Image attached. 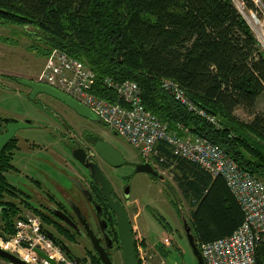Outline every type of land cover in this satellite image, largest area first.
<instances>
[{
	"label": "trees",
	"instance_id": "trees-1",
	"mask_svg": "<svg viewBox=\"0 0 264 264\" xmlns=\"http://www.w3.org/2000/svg\"><path fill=\"white\" fill-rule=\"evenodd\" d=\"M246 4L255 8L250 0ZM0 22L29 27L42 55L57 49L89 67L91 92L104 100L117 101L105 77L136 82L145 109L168 130L207 139L264 181V112L257 109L264 94V52L230 0H0ZM165 80L216 124L175 100L164 89ZM238 109L249 118H240ZM17 148L12 139L0 158V234L6 237L22 208L41 214L4 175L13 169ZM149 162L172 173L198 247L231 235L243 223L244 212L222 176L159 141ZM157 247L166 257L168 249ZM90 259L102 264L96 256Z\"/></svg>",
	"mask_w": 264,
	"mask_h": 264
},
{
	"label": "built area",
	"instance_id": "built-area-1",
	"mask_svg": "<svg viewBox=\"0 0 264 264\" xmlns=\"http://www.w3.org/2000/svg\"><path fill=\"white\" fill-rule=\"evenodd\" d=\"M255 32V38L264 52V5L261 0H250L255 8L247 7L246 0H231ZM261 13V15L258 13ZM46 85L88 107L100 121L124 137L149 162L156 142L166 143L174 154L185 158L212 176L225 178L229 189L244 212L243 223L229 236L200 244L205 264H264V182L241 169L218 145L199 136H180L168 130L141 99L136 82H116L105 77L104 85L117 95L115 103L96 97L91 92L94 73L78 60L53 49L38 77ZM163 87L175 100L216 124L215 117L193 104L184 91L170 81ZM137 232V230H136ZM140 264H167L156 252L149 251L145 238L137 232ZM164 243V242H163ZM143 244V245H142ZM0 248L16 254L30 264H51L34 249L46 253L56 264H77L67 258L40 229L38 219L26 214L17 217L14 232L10 236L0 234ZM159 260L154 262L156 257ZM0 264H11L1 260Z\"/></svg>",
	"mask_w": 264,
	"mask_h": 264
},
{
	"label": "rangeland",
	"instance_id": "rangeland-1",
	"mask_svg": "<svg viewBox=\"0 0 264 264\" xmlns=\"http://www.w3.org/2000/svg\"><path fill=\"white\" fill-rule=\"evenodd\" d=\"M35 46L36 42L32 39L29 27L24 28L0 22V117L14 119L18 122L30 120L35 125L21 128L16 132L19 149L12 163L17 171L6 173V177L11 185L22 191V197L27 195L28 201L34 205L36 204L34 202L35 191L41 195L49 192L60 199L52 184L60 182L67 190L71 184L68 175L57 171V167L66 166L65 163L57 160L55 153L60 152L66 158L69 156L64 153L66 150L61 149V144L54 141L53 134L56 130L43 128V126L49 123L48 118L55 122H61V119H64L71 125L73 117L80 121L79 116L70 112L64 107L65 105L49 95L38 94L34 99L30 98L28 87L18 84L12 78L15 74L21 76L37 74L39 77L51 51L44 56ZM257 108L264 112V94L257 102ZM236 114L242 119L249 118L242 109H238ZM83 120L88 126H93L98 134L127 161H139L140 157L136 149L125 138L115 134L102 122ZM32 147L34 149H31ZM53 158L58 161V166L53 165L54 168L48 162L50 159L53 161ZM152 165L164 176L165 180L154 179L142 172L136 173L132 164H125L114 170V176L116 173L119 176L130 175L128 179L129 197L137 202L139 208V213L134 218L133 206H130V203L127 204L130 215H132V223L138 224L148 242L152 244L164 242L162 244L168 249V254L164 259L167 264H196L181 224L183 217H189V207L182 199L169 169ZM119 176L118 178L121 179L122 176ZM35 181H39L41 187H36ZM112 181L119 186L122 185V181ZM30 213L29 210L22 208L21 215ZM163 223L168 226L170 232L164 229ZM170 242L175 243L177 247H172ZM157 260H159L158 256L154 262ZM117 264H121V260Z\"/></svg>",
	"mask_w": 264,
	"mask_h": 264
},
{
	"label": "flooded vegetation",
	"instance_id": "flooded-vegetation-1",
	"mask_svg": "<svg viewBox=\"0 0 264 264\" xmlns=\"http://www.w3.org/2000/svg\"><path fill=\"white\" fill-rule=\"evenodd\" d=\"M12 78L20 85H24V84L20 83L18 81L19 79L30 80L41 84H45L44 82H42V80L38 78V76L25 77L15 74L12 75ZM28 89H29L28 93L30 95V98L32 99H34L35 96L38 94H44V93H38L31 97L32 89L29 87ZM56 100L59 101L61 104L65 105L64 107H66L70 112L74 113L80 118L79 121L73 117L72 125L66 122L64 119H61L62 120L61 122L58 121L55 122L51 118H48L49 123H47L46 126H43V128H50L52 130H56L55 131L56 133L53 134L54 141L57 142L58 144H61V149L66 150V152L64 153L66 155L68 154L69 156V158H66L64 154H61L60 152L59 154L54 152L57 155L56 156L57 160L65 163L64 165L66 166V167H57V171H59L62 174H66V176L68 175V179L71 184L68 190L65 189V187L60 182H55L52 184L57 194L60 196V199H57L53 194H50L49 192H45V195H41L40 193H37L35 191L34 202L36 204L34 205L32 204V202L30 203L35 208H37L41 214L39 215L31 211L30 214L38 219L41 231L56 246L59 247L60 251L67 258L74 260L71 257V255H74L80 257L81 262H83L84 264H93L90 259V256H96L98 258L97 253L93 249L90 238L88 236V235L90 236L93 235V237L96 238V240L99 242L100 246L104 248V250L108 254L113 264H117L120 260H121V264H124L122 259L121 242L119 239V234L116 226L117 216L109 209L107 202L102 195V188L100 182L93 180L91 177L90 169L86 168L84 164H81L72 155V152L74 150L82 149L83 152L86 154V159L90 163H94L98 167L99 171L106 177V179L110 183L112 188L110 195L113 198V200L119 201L124 206L127 212L132 230L134 248L138 263V245L135 236L137 232H140L142 235L143 233L140 230L137 223H132L131 216L133 215V217L136 218L139 213V208L137 202L131 200L129 197L130 192L128 190V184H129L128 179H130V175H121L122 176L121 177L116 173V176H114V170H116V168H119L122 165L132 164L134 171L136 172L135 170L136 166L138 164L147 161L136 150L140 157L139 161L137 162L127 161L123 156L122 157L124 162L120 166H111L110 164L105 162L95 152L94 145L96 142L99 141H103L106 143L108 142L105 141V139H103L100 134H98L97 130L94 129L93 126H88L85 123L83 119H87V118L81 116L74 109H72L65 103L61 102L60 100L58 99ZM13 121L15 120L0 117V135L6 131V125ZM28 121L30 122L31 127L35 126L32 124L30 120ZM77 131H79V133H77ZM15 134L12 139L17 140V146H18V139L16 138ZM33 147L31 149H34ZM112 148L114 147L112 146ZM18 149L19 146L12 155L11 165L13 166V169L5 172L4 173L5 177H6V173L17 171L12 161ZM46 151H48L47 148ZM57 160L53 158V161L51 159L50 161L48 160L47 161L50 162L51 166L53 167V165L58 166ZM136 173H140V172H136ZM109 175L112 178L109 177ZM118 176L121 177V179H119ZM115 179L117 181L118 180L122 181L121 183L122 185L119 186L118 184L113 183L112 180L116 182ZM35 183L37 185L36 187L38 188L41 187V183L39 181H35ZM128 203H130V206L131 205L133 206L134 213L132 215H130L131 213L128 208L129 206L127 205ZM98 206L101 208V217L98 216V212H99ZM181 224H182L184 237L186 238L182 221ZM47 232L50 233L54 239H51ZM144 238L146 241L144 246H146V248H148L149 251L151 252L159 253V249L157 245L162 244L163 242L162 243L158 242L155 245L150 246L145 236ZM58 242L62 243L65 248L61 246ZM114 261H116L117 263H115Z\"/></svg>",
	"mask_w": 264,
	"mask_h": 264
},
{
	"label": "water",
	"instance_id": "water-1",
	"mask_svg": "<svg viewBox=\"0 0 264 264\" xmlns=\"http://www.w3.org/2000/svg\"><path fill=\"white\" fill-rule=\"evenodd\" d=\"M119 58V55H118ZM20 83L28 86L32 89L31 97L38 93H44L48 94L61 102L65 103L72 109H74L78 114L81 116L96 122H101L99 117L96 116L93 112H91L87 107L76 101L75 99L66 96L65 94L61 93L60 91L56 90L53 87H50L45 84H41L38 82L30 81V80H24L19 79ZM31 127L30 122L24 121V122H10L6 125V131L0 135V157L2 150L6 147L7 143L13 138L15 132L21 128H27ZM95 152L108 164L111 166H120L124 160L122 155L116 151L112 146L106 142L99 141L96 142L94 145ZM73 157L79 161L81 164H84V166L88 169H90L91 177L95 181H99L102 188V195L105 198L107 205L109 209L116 214V226L117 231L119 234V239L121 242V250H122V259L124 264H138L137 258H136V252L134 248V241H133V235L132 230L129 222V218L127 215V212L124 208V206L119 202L113 200L111 197V185L106 179V177L99 171L98 167L94 163H90L86 159V154L83 152L82 149L74 150L72 152ZM136 172H142L154 179L158 180H165L164 176L160 174L150 162H144L141 164H138L135 168ZM99 212L98 216L101 217V208L98 206ZM183 228L184 232L186 234L187 241L189 243V246L191 248V251L196 259V264H205L204 259L200 253V250L197 245V241L194 238L192 232H191V226L188 223L187 218H182ZM48 233V232H47ZM49 237L51 239H54L53 236L48 233ZM92 244L93 249L96 251L98 258L100 259L102 264H113L111 259L109 258L108 254L102 248L99 244V242L96 240V238L90 235H88ZM61 246H63L62 243L58 242ZM64 247V246H63ZM65 248V247H64ZM34 251L49 261L51 264H56L53 259H51L46 253L39 249H34ZM71 257L74 259L75 262L79 264H84L81 262V258L71 255ZM0 259L6 262H9L11 264H30L26 262L25 260L18 257L16 254L7 251L5 249L0 248Z\"/></svg>",
	"mask_w": 264,
	"mask_h": 264
},
{
	"label": "bare ground",
	"instance_id": "bare-ground-1",
	"mask_svg": "<svg viewBox=\"0 0 264 264\" xmlns=\"http://www.w3.org/2000/svg\"><path fill=\"white\" fill-rule=\"evenodd\" d=\"M231 1V0H230ZM232 2V1H231ZM232 4H233V2H232ZM234 5V4H233ZM235 6V5H234ZM236 8V7H235ZM237 9V8H236ZM238 10V9H237ZM239 12V11H238ZM240 13V12H239ZM260 15H261V13L260 12H258ZM240 15L243 17V19L246 21V23L248 24V22H247V18L245 19V17H246V15H242L241 13H240ZM248 26H249V24H248ZM249 28H250V26H249ZM250 30H251V32L253 33V35H254V37H255V32L250 28ZM256 39V38H255ZM257 41V40H256ZM258 43V42H257ZM94 94V93H93ZM116 94V93H115ZM95 95V94H94ZM96 97H98L97 95H95ZM117 96V95H116ZM99 98V97H98ZM83 105V104H82ZM86 107V106H85ZM88 108V107H87ZM89 109V108H88ZM90 110V109H89ZM91 111V110H90ZM92 112V111H91ZM97 116V115H96ZM100 119V118H99ZM107 126V125H106ZM108 127V126H107ZM109 128V127H108ZM109 129H111V128H109ZM112 130V129H111ZM113 131V130H112ZM115 134H118L116 131H113ZM119 135V134H118ZM124 138V137H123ZM157 143V142H156ZM156 145V144H155ZM148 162V161H147ZM153 166V165H152ZM154 167V166H153ZM155 168V167H154ZM156 169V168H155ZM157 170V169H156ZM224 178V177H223ZM225 179V178H224ZM226 181V180H225ZM227 183V182H226ZM233 193V192H232ZM234 194V193H233ZM235 196V195H234ZM235 198H236V196H235ZM236 200H237V198H236ZM244 217H245V215H244ZM199 248V250H200V246L198 247ZM201 253V252H200Z\"/></svg>",
	"mask_w": 264,
	"mask_h": 264
},
{
	"label": "crops",
	"instance_id": "crops-1",
	"mask_svg": "<svg viewBox=\"0 0 264 264\" xmlns=\"http://www.w3.org/2000/svg\"><path fill=\"white\" fill-rule=\"evenodd\" d=\"M37 76V74H34V75H32V74H27L25 77H36ZM259 99L260 98H258V101L257 102H259ZM258 109V108H257ZM24 216V215H23ZM146 237V236H145ZM151 245L150 246H152V245H155V244H152L151 242H149ZM167 246H165V248H166ZM157 253V252H156ZM159 256H161L163 259H166V257H164L162 254H160V252L159 253H157Z\"/></svg>",
	"mask_w": 264,
	"mask_h": 264
}]
</instances>
